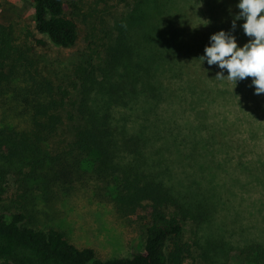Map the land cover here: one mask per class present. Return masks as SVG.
Masks as SVG:
<instances>
[{
	"label": "trees",
	"instance_id": "16d2710c",
	"mask_svg": "<svg viewBox=\"0 0 264 264\" xmlns=\"http://www.w3.org/2000/svg\"><path fill=\"white\" fill-rule=\"evenodd\" d=\"M28 1L38 33L57 47L75 45L77 26L66 14V1ZM126 2L131 8L117 21L104 66L78 67L72 85L39 72L30 51L16 42L14 26L0 23V197L7 177L36 183L48 203L96 183L114 215L141 235L142 244L127 255L101 258L57 227L28 224L26 210L0 212V264H264L262 242L235 247L206 233L213 204L203 197L186 199L167 184L170 171H161L147 149L152 124L128 131L119 122L120 102L128 109L122 114L127 123L133 114L148 122L164 96L178 100L177 82L187 83L206 104L220 94L207 89L215 83L216 65L199 60L206 44L190 27L191 1ZM237 2L223 4L233 19ZM255 171L264 178V159Z\"/></svg>",
	"mask_w": 264,
	"mask_h": 264
},
{
	"label": "rangeland",
	"instance_id": "374dc122",
	"mask_svg": "<svg viewBox=\"0 0 264 264\" xmlns=\"http://www.w3.org/2000/svg\"><path fill=\"white\" fill-rule=\"evenodd\" d=\"M64 1L78 32L70 48L57 47L36 31L28 0H0V23L14 26L16 42L30 51L39 72L55 83L72 85L77 82L78 67L104 66L107 45L118 34L117 21L131 6L126 5L129 0ZM189 1L193 4L190 27L206 45L220 30L235 36L238 47L251 39L240 27L243 22L232 29L233 18L223 6L225 0ZM211 69L215 83L207 89L220 94L210 104L189 92L187 83L177 82L173 94L178 100L164 96L148 122L133 114L127 123L122 114L127 116L128 109L121 102L115 108L116 116L128 131L152 124L146 132L154 135L147 149L154 164H161V171H170L164 176L167 184L186 199L203 197L213 204L206 233L235 247L252 240L264 244V178L255 171V165L264 159V93L255 92L252 77L234 83L217 76L221 71L217 66ZM3 119L0 106V123ZM155 150H161L157 157L151 155ZM6 180L0 212L26 210L28 224L57 227L76 246L93 247L101 258L127 255L142 244L141 235L114 215L96 183L48 203L35 190L36 183H19L13 177Z\"/></svg>",
	"mask_w": 264,
	"mask_h": 264
},
{
	"label": "clouds",
	"instance_id": "9594fccd",
	"mask_svg": "<svg viewBox=\"0 0 264 264\" xmlns=\"http://www.w3.org/2000/svg\"><path fill=\"white\" fill-rule=\"evenodd\" d=\"M236 7L239 11L232 21V29L236 21L242 20L240 27L251 39L238 47L235 36L220 30L210 36V44L205 46L199 60L216 65L221 70L217 76L234 83L252 77L255 92L264 93V0H238ZM224 70H227L226 76Z\"/></svg>",
	"mask_w": 264,
	"mask_h": 264
}]
</instances>
